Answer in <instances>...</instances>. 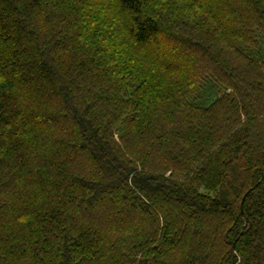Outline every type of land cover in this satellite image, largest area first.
<instances>
[{
	"label": "trees",
	"instance_id": "16d2710c",
	"mask_svg": "<svg viewBox=\"0 0 264 264\" xmlns=\"http://www.w3.org/2000/svg\"><path fill=\"white\" fill-rule=\"evenodd\" d=\"M264 0H0V264H264Z\"/></svg>",
	"mask_w": 264,
	"mask_h": 264
},
{
	"label": "rangeland",
	"instance_id": "374dc122",
	"mask_svg": "<svg viewBox=\"0 0 264 264\" xmlns=\"http://www.w3.org/2000/svg\"><path fill=\"white\" fill-rule=\"evenodd\" d=\"M263 55H264V53H263Z\"/></svg>",
	"mask_w": 264,
	"mask_h": 264
}]
</instances>
